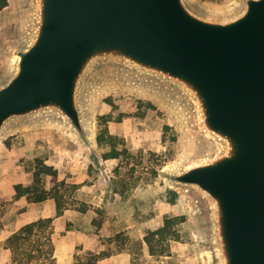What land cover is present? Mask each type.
Segmentation results:
<instances>
[{"label": "rangeland", "instance_id": "obj_1", "mask_svg": "<svg viewBox=\"0 0 264 264\" xmlns=\"http://www.w3.org/2000/svg\"><path fill=\"white\" fill-rule=\"evenodd\" d=\"M9 1V14L0 18V38L14 39L19 50L8 55L7 63L0 54V86L15 73L17 52L28 46L36 26L35 0ZM187 2L198 14L219 21L245 8V0ZM13 15L16 19L10 22ZM80 106L86 139L55 113L14 120L4 127L0 264H42L36 258L28 260L24 249L14 255L6 243L23 226L46 218H55L57 264H86L91 254L102 251L115 256L110 264H220L210 201L196 187L171 180L219 152L218 143L201 130L192 98L170 81L105 62L84 81ZM103 133L115 138L116 146L100 143ZM114 149L124 152L114 158ZM38 160L58 172L64 207L59 217L55 199L35 203L16 196V185L33 184ZM54 185L51 177L44 178L46 189ZM181 216L186 221L179 226L181 241L171 242V256L150 255L144 241L147 232L160 228L166 217Z\"/></svg>", "mask_w": 264, "mask_h": 264}, {"label": "water", "instance_id": "obj_2", "mask_svg": "<svg viewBox=\"0 0 264 264\" xmlns=\"http://www.w3.org/2000/svg\"><path fill=\"white\" fill-rule=\"evenodd\" d=\"M36 26L0 86V135L43 113L87 138L80 91L105 62L177 85L195 102L212 158L171 176L212 205L220 264H264V0L225 21L187 0H35Z\"/></svg>", "mask_w": 264, "mask_h": 264}, {"label": "trees", "instance_id": "obj_3", "mask_svg": "<svg viewBox=\"0 0 264 264\" xmlns=\"http://www.w3.org/2000/svg\"><path fill=\"white\" fill-rule=\"evenodd\" d=\"M8 5V0H0V12ZM98 140L100 143L109 142L112 146H116L117 144L115 138H108L104 133L99 136ZM123 152L114 149L112 157L119 158ZM45 177H51L52 182L55 183L54 187L50 190L44 186ZM60 185L57 170L52 166L46 165L43 160H38L33 184L30 186H24L23 184L16 185V196H26L30 201L35 203L55 199L57 203V217H59L64 213L63 195L59 191ZM83 211L85 212L86 209L84 208ZM54 221L55 218H46L23 226L18 232L7 239V247L12 250L14 255H18L24 249V254L28 255V260H34L36 258L42 264H57L53 241ZM185 221V216L166 217L164 224L160 228L147 232L144 241L148 246L150 255L158 257L171 256V242L181 241L179 226ZM117 238L121 240V235H118ZM125 241L123 240L124 243ZM27 248L29 251H27ZM111 255L112 253L106 251L91 254L86 264H98L100 260ZM14 260L17 262L16 257H14Z\"/></svg>", "mask_w": 264, "mask_h": 264}, {"label": "crops", "instance_id": "obj_4", "mask_svg": "<svg viewBox=\"0 0 264 264\" xmlns=\"http://www.w3.org/2000/svg\"><path fill=\"white\" fill-rule=\"evenodd\" d=\"M11 8H12V2L9 1V5L0 12V18L5 16V14H9ZM9 18H10V22H12V21H14L16 19V15H13L12 17H9ZM0 27H1V23H0ZM18 48H19V46L17 45V43L14 41V39H11L9 36H7L5 38H3V37L0 38V54L2 53V54L5 55L4 61L6 63L9 61V56L8 55L10 53H12L13 51H17ZM102 250L103 249H100V250H98V252H100ZM114 259H115V256H112V257L110 256V257H107V258H104V259L100 260L98 262V264H110L111 261L114 260Z\"/></svg>", "mask_w": 264, "mask_h": 264}]
</instances>
